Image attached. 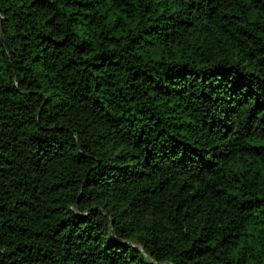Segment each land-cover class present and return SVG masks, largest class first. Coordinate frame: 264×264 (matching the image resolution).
Masks as SVG:
<instances>
[{
	"label": "trees",
	"instance_id": "obj_1",
	"mask_svg": "<svg viewBox=\"0 0 264 264\" xmlns=\"http://www.w3.org/2000/svg\"><path fill=\"white\" fill-rule=\"evenodd\" d=\"M0 264H264V0H0Z\"/></svg>",
	"mask_w": 264,
	"mask_h": 264
}]
</instances>
